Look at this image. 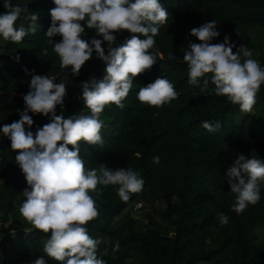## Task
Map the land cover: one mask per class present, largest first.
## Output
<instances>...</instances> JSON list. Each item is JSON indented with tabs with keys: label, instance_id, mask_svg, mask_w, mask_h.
<instances>
[{
	"label": "trees",
	"instance_id": "1",
	"mask_svg": "<svg viewBox=\"0 0 264 264\" xmlns=\"http://www.w3.org/2000/svg\"><path fill=\"white\" fill-rule=\"evenodd\" d=\"M160 2L169 20L156 37L157 63L133 79L134 85L122 101L123 109L114 104L105 106L100 115L104 121L103 144L80 145L86 166L104 164L125 170L130 167L140 172L144 189L132 194L128 202L120 200L116 186L106 187L98 198L94 196L99 215L87 225L89 234L102 241L99 253H107L103 256L107 264H264V240L259 238V230L264 229V188L261 201L238 214L232 210L235 194L230 192L225 178L240 154L254 152L264 160V85L253 110L244 113L226 97L190 86L183 61L187 46L200 43L190 35L191 29L214 20L221 35L212 43L223 42L227 35L237 47L245 44L258 52L259 62L264 66L262 47L250 37L253 28L264 31V0ZM14 3L27 8L29 12L25 15L32 12L38 15L37 29L20 44L0 40V127L19 120L25 107L23 96L30 91V73L66 83L67 94L63 106L56 108L57 115L90 114L81 99V84L93 76L102 79L105 63L94 52L79 74L73 75L70 67H61L45 36L51 26L50 10L55 7L52 0H14ZM5 11L0 5V13ZM82 26L85 39H102L83 22ZM131 35L127 30L120 31L116 34L117 44ZM52 39L59 42L62 37ZM102 47L107 55V42ZM170 53L174 58H169ZM157 78L171 81L178 98L159 108L140 103L136 98L139 87ZM29 115L34 121L33 133L49 123L42 114ZM203 121H219L221 129L210 133L201 126ZM17 154L11 149V141L0 132V184L14 183L13 187H6V194L0 195L1 223L8 225L19 220L21 228L1 240L0 264H32L40 257L48 264H58L43 252L50 232L42 233L24 217L18 218V194L28 185L15 162ZM155 156L160 158L159 165L152 163ZM160 203L162 210L156 207ZM137 204L153 205L157 217L149 216L144 229L129 212ZM220 213L229 216L227 225L219 223Z\"/></svg>",
	"mask_w": 264,
	"mask_h": 264
},
{
	"label": "clouds",
	"instance_id": "2",
	"mask_svg": "<svg viewBox=\"0 0 264 264\" xmlns=\"http://www.w3.org/2000/svg\"><path fill=\"white\" fill-rule=\"evenodd\" d=\"M52 3L55 7L50 10L51 26L45 36L61 67H70L72 74L78 75L94 52L106 65L102 79L93 76L81 84V99L90 114L57 115L56 108L63 106L67 94L66 83L30 73V91L23 96L25 107L19 113V120L4 124L0 132L11 141V149L18 152L15 162L28 185L21 195L24 199L19 213L35 229L45 234L50 232L43 246L46 256L58 264H107L103 258L107 253H99L102 241L93 238L87 228L99 215L96 198L106 187L116 186L120 200L128 202L132 194L143 191L145 181L140 172L130 167L125 170L104 164L86 166L80 145L81 142L103 144L101 113L110 104L123 109L122 101L132 89L133 79L157 63L156 37L161 27L168 24L169 14L160 0H52ZM0 5L6 10L0 13V40L20 44L36 32V13L25 15L29 12L27 8L14 0H0ZM82 22L102 39H85ZM217 25L212 20L191 29L190 35L200 43H190L183 55L188 68L187 83L201 92L211 90L216 96L226 97L241 112L249 113L264 85V66L253 58L248 46L237 47L227 35L223 42L212 43L221 35ZM122 30L133 35L117 44L116 34ZM56 36L62 39L54 42L52 38ZM104 42H107V55L102 47ZM43 53L47 55V49ZM169 58H174L173 53ZM178 96L167 78H157L139 87L136 94L140 103L156 108ZM29 113L42 114L49 123L33 133L34 121ZM201 126L210 133L221 129L219 121H203ZM152 163L159 165V156L153 157ZM225 178L230 192L235 194L232 210L242 213L261 201L264 160L254 152L240 154ZM138 205L142 204L135 208ZM217 218L222 226L229 223V216L224 213ZM32 264H48V261L40 257Z\"/></svg>",
	"mask_w": 264,
	"mask_h": 264
},
{
	"label": "rangeland",
	"instance_id": "3",
	"mask_svg": "<svg viewBox=\"0 0 264 264\" xmlns=\"http://www.w3.org/2000/svg\"><path fill=\"white\" fill-rule=\"evenodd\" d=\"M250 37H251V40L253 41L254 44H257L259 46L262 47V50H263V53H264V31L259 28V27H256V28H253L251 31H250ZM245 45V44H244ZM247 46V45H245ZM254 53V56L253 58L254 59H257L259 61V53L256 52V51H253ZM13 187L14 186V183L13 182H6L5 184H0V195H3V194H6V187ZM27 188V186H25L18 194V203H17V206H18V209L20 207V201H21V198H22V193L23 191ZM152 207L153 205H150L148 207H146L144 204L142 205V208H135V209H132L130 210L129 212L131 213V216L138 220L139 221V227L141 229H144L147 224H148V217L151 216V217H155V214L154 212L152 211ZM159 210L163 209V203H160L159 205L156 206ZM18 218L19 219H22V216L21 214L19 213L18 211ZM157 218V217H155ZM3 219V213L0 211V242L1 240L7 235V234H10V233H17L18 231H20V227L19 225L17 224V222L19 220H17L16 223H10L8 225H3L1 223ZM259 238L260 240H264V229H260L259 230ZM0 258H1V252H0Z\"/></svg>",
	"mask_w": 264,
	"mask_h": 264
},
{
	"label": "built area",
	"instance_id": "4",
	"mask_svg": "<svg viewBox=\"0 0 264 264\" xmlns=\"http://www.w3.org/2000/svg\"><path fill=\"white\" fill-rule=\"evenodd\" d=\"M141 207H142V205H138V206H137V208H141Z\"/></svg>",
	"mask_w": 264,
	"mask_h": 264
}]
</instances>
